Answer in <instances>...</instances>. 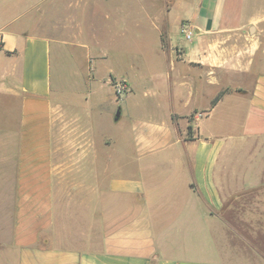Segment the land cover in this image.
Returning a JSON list of instances; mask_svg holds the SVG:
<instances>
[{
	"label": "crops",
	"instance_id": "0c3cea01",
	"mask_svg": "<svg viewBox=\"0 0 264 264\" xmlns=\"http://www.w3.org/2000/svg\"><path fill=\"white\" fill-rule=\"evenodd\" d=\"M193 6L172 18L193 29L184 42L167 28L173 11L159 13L169 81L177 70L179 103H191H172L164 124L134 121L138 91L111 71L90 91L67 87L68 65L88 52L70 50L66 17L0 29V264H264L221 217L233 192H260L256 214L239 218L264 223V152L251 150L264 144V0ZM110 76L129 90L104 105L93 89Z\"/></svg>",
	"mask_w": 264,
	"mask_h": 264
},
{
	"label": "rangeland",
	"instance_id": "374dc122",
	"mask_svg": "<svg viewBox=\"0 0 264 264\" xmlns=\"http://www.w3.org/2000/svg\"><path fill=\"white\" fill-rule=\"evenodd\" d=\"M196 2L198 0H0V29L9 25L14 29L27 30L31 33L36 28L33 27V23L37 15L42 12L47 15L55 14L59 24H64L66 17L69 21L68 34L72 38H69L68 42L70 50L78 56L88 52L85 62L79 61L78 64L68 65L67 72H71L75 78L71 80L68 75V79L65 80L67 87L76 89L77 83L78 86L81 83L79 86L81 89L90 91L99 81L98 77L104 78L111 71L129 78L138 91L137 99L130 102L134 121L146 125L164 124L167 121L166 112L172 103L178 112L182 113L190 109L191 103H179L180 95L174 86L176 79H173L177 70L169 81L167 75L169 63L158 47L159 40L161 38L165 40V29L160 27L159 13L173 11L169 16V22L166 23L167 28L172 30L171 35L175 41L184 42L186 39L180 32L181 27L175 26L172 18L181 14V11H194L193 5ZM227 4L228 2L225 10L229 7ZM58 53L59 48L53 46L54 82L57 81V76L59 77ZM101 56L103 63L98 65ZM115 83L124 87L122 94L115 91ZM109 84L107 86L102 83L93 89L95 98L104 105H111L109 100L120 99L129 90L128 84L116 77L110 76ZM111 108L110 106V110ZM115 113L114 111V116ZM120 129L116 126L110 133L117 137ZM260 145L263 146L259 147ZM248 150L249 146L244 150L238 148L239 152ZM251 150L264 152V144H254ZM112 152L107 153L106 158H109L107 159L109 162H124L119 153ZM228 164L229 168L238 169L244 162L236 159L230 160ZM236 180L239 184L240 177ZM223 194L226 195L225 192ZM259 194L261 193L233 192V198L224 199L221 217L227 221L228 233L243 235L250 247L264 250V223H241L239 218L242 215L249 217L256 214L258 206L255 196ZM246 195L248 198H242ZM235 197H238L236 202Z\"/></svg>",
	"mask_w": 264,
	"mask_h": 264
},
{
	"label": "built area",
	"instance_id": "2783aa9c",
	"mask_svg": "<svg viewBox=\"0 0 264 264\" xmlns=\"http://www.w3.org/2000/svg\"><path fill=\"white\" fill-rule=\"evenodd\" d=\"M180 32L186 40H190L194 34L193 29L186 24L181 26ZM114 88L118 94L123 93L124 87L119 83H115Z\"/></svg>",
	"mask_w": 264,
	"mask_h": 264
},
{
	"label": "trees",
	"instance_id": "16d2710c",
	"mask_svg": "<svg viewBox=\"0 0 264 264\" xmlns=\"http://www.w3.org/2000/svg\"><path fill=\"white\" fill-rule=\"evenodd\" d=\"M223 94V92L222 93H220L217 97H216V99L213 101V103H212V106L219 100V98H220V96ZM187 137L188 138H190L191 137V128L190 127H188L187 128Z\"/></svg>",
	"mask_w": 264,
	"mask_h": 264
}]
</instances>
